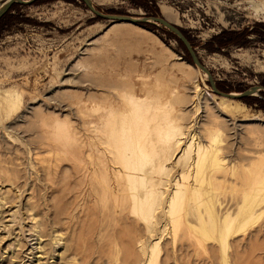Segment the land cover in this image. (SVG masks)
<instances>
[{"label": "rangeland", "instance_id": "obj_1", "mask_svg": "<svg viewBox=\"0 0 264 264\" xmlns=\"http://www.w3.org/2000/svg\"><path fill=\"white\" fill-rule=\"evenodd\" d=\"M91 2L163 18L208 74L157 23L102 20L81 0L13 4L0 264H264V0ZM208 76L223 94L259 90L223 98ZM36 233L47 255H30Z\"/></svg>", "mask_w": 264, "mask_h": 264}, {"label": "water", "instance_id": "obj_2", "mask_svg": "<svg viewBox=\"0 0 264 264\" xmlns=\"http://www.w3.org/2000/svg\"><path fill=\"white\" fill-rule=\"evenodd\" d=\"M36 1L37 0H8V2L0 8V18L11 8L13 4L28 5L31 3L33 4ZM81 1L83 2V4L86 6V8L89 11H91L97 18L102 19V20L111 21L113 23H128V24H134V25H139V26H144L145 24H149V25H156V23L159 24L160 26L166 28L168 32L173 34L183 44V46L185 47L189 55L190 62L199 70L206 72L205 69L202 67V65H200V63L198 62L197 58L195 57L194 52L191 48V45L185 39V37L180 33V30L177 27L166 22L164 19L158 18V17H149V18L140 17L139 18V17L128 16V15H118V14H108V13L105 14L97 10L90 0H81ZM209 80H210V85L214 93L220 96H229L227 94L218 92L213 82L211 81L210 77H209ZM258 90L259 89L257 87H251L243 92L237 93L236 96H232V97L235 99H243L251 95L253 92H257ZM263 92H264V89H263Z\"/></svg>", "mask_w": 264, "mask_h": 264}, {"label": "bare ground", "instance_id": "obj_3", "mask_svg": "<svg viewBox=\"0 0 264 264\" xmlns=\"http://www.w3.org/2000/svg\"><path fill=\"white\" fill-rule=\"evenodd\" d=\"M5 1H7V0H5ZM5 1H3V2H1V4L2 3H4ZM91 1V0H90ZM93 1H95L97 4H101V5H107L108 3H109V1L110 0H93ZM1 4H0V6H1ZM1 19V18H0ZM163 19V18H162ZM117 24V23H116ZM181 43V42H180ZM185 48V47H184ZM186 50V49H185ZM196 69V68H195ZM197 70V69H196ZM207 75V74H206ZM256 93L257 92H253L251 95H249V96H253V95H256ZM227 95H229V96H221V97H223V98H227V99H235V98H233L232 96H236V94H227ZM249 96H247V97H249ZM236 100H242V99H236ZM11 103V101H8V104H10ZM1 205H3V204H1ZM170 212V211H169ZM172 212V211H171ZM170 212V213H171ZM172 214V213H171ZM170 214V215H171ZM31 219L33 220V217H31ZM34 228H35V226H34ZM31 236H33L32 234H31ZM30 236V237H31ZM42 238V234L41 233H36L35 234V240H36V246H34V247H32V246H29V251H30V255H32V257H33V255L34 254H32V252L33 251H35V254H41V255H47L46 253H44V247H45V245H43L42 243H40L39 241H40V239ZM60 241H62L61 243H60ZM55 245H57L58 247H59V249L60 250H62L61 252H60V254L58 253L57 255L60 257V260H64V259H62L61 258V255H62V253L64 254V252H67V250L66 249H69L70 248V244H69V242L66 240V239H64V238H62V236H59L58 238H57V240L55 241ZM11 254V253H10ZM11 255H14L13 253L11 254ZM50 255V254H49ZM56 255V256H57ZM64 256V255H63ZM13 257V256H12ZM36 258H39V257H36ZM59 259V258H58ZM32 262H30L29 264H31ZM35 264H41L40 263V260L39 259H35Z\"/></svg>", "mask_w": 264, "mask_h": 264}, {"label": "trees", "instance_id": "obj_4", "mask_svg": "<svg viewBox=\"0 0 264 264\" xmlns=\"http://www.w3.org/2000/svg\"><path fill=\"white\" fill-rule=\"evenodd\" d=\"M220 48H223V47H219L218 49H220ZM242 100L244 101V98Z\"/></svg>", "mask_w": 264, "mask_h": 264}]
</instances>
